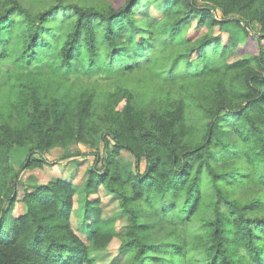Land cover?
I'll list each match as a JSON object with an SVG mask.
<instances>
[{"label": "trees", "instance_id": "1", "mask_svg": "<svg viewBox=\"0 0 264 264\" xmlns=\"http://www.w3.org/2000/svg\"><path fill=\"white\" fill-rule=\"evenodd\" d=\"M0 83V264H98L114 237L127 264H264V0H0ZM74 142L124 228L84 238L72 180L22 179Z\"/></svg>", "mask_w": 264, "mask_h": 264}, {"label": "rangeland", "instance_id": "2", "mask_svg": "<svg viewBox=\"0 0 264 264\" xmlns=\"http://www.w3.org/2000/svg\"><path fill=\"white\" fill-rule=\"evenodd\" d=\"M151 15L159 16L154 10ZM218 16H221L220 11H218ZM194 25L195 20L190 29V35L194 38L207 31L205 27L197 29ZM252 27L256 31L259 29L257 23H253ZM230 33L240 35L242 29L233 24L217 25L214 28V34L222 35L224 42ZM93 152L94 150L84 143L74 142L68 148L57 146L50 149L46 154L50 162L40 167L23 169L21 172L22 179L30 189L58 177H66L75 183L77 194L72 213V223L84 238H87L88 230L95 226L94 224L106 225L105 222H109L116 229L124 228L127 225V215L121 211L119 199L115 194L110 193L103 186L99 190L91 192L87 191L88 189L85 187L90 166L94 165L97 168L102 166L99 155ZM98 152H103L102 144L99 145ZM65 154L70 155L64 157ZM122 157L132 162L135 161V157L128 150H123ZM144 168L145 162H142L141 170ZM20 210L21 208L18 206L16 213H19ZM119 246L120 240L114 237L105 250L94 251L98 258V264H127V255L121 252Z\"/></svg>", "mask_w": 264, "mask_h": 264}]
</instances>
